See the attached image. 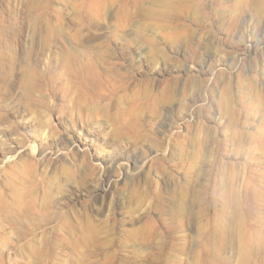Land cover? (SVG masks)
<instances>
[{"label": "rangeland", "instance_id": "1", "mask_svg": "<svg viewBox=\"0 0 264 264\" xmlns=\"http://www.w3.org/2000/svg\"><path fill=\"white\" fill-rule=\"evenodd\" d=\"M0 264H264V0H0Z\"/></svg>", "mask_w": 264, "mask_h": 264}, {"label": "bare ground", "instance_id": "2", "mask_svg": "<svg viewBox=\"0 0 264 264\" xmlns=\"http://www.w3.org/2000/svg\"><path fill=\"white\" fill-rule=\"evenodd\" d=\"M31 149V148H30ZM36 149V148H35ZM34 154V153H33Z\"/></svg>", "mask_w": 264, "mask_h": 264}]
</instances>
